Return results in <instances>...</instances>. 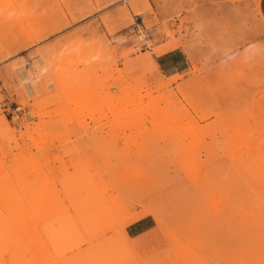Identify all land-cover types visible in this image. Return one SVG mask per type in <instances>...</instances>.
<instances>
[{
	"label": "rangeland",
	"instance_id": "rangeland-1",
	"mask_svg": "<svg viewBox=\"0 0 264 264\" xmlns=\"http://www.w3.org/2000/svg\"><path fill=\"white\" fill-rule=\"evenodd\" d=\"M0 264H264L258 0H0Z\"/></svg>",
	"mask_w": 264,
	"mask_h": 264
},
{
	"label": "crops",
	"instance_id": "crops-1",
	"mask_svg": "<svg viewBox=\"0 0 264 264\" xmlns=\"http://www.w3.org/2000/svg\"><path fill=\"white\" fill-rule=\"evenodd\" d=\"M258 3L260 14L264 18V0H258ZM134 9H136V13L141 12L139 8L134 7ZM164 44L158 45L154 52L150 48L145 49L150 53L152 66L161 73L170 76H177V73L189 70L191 63L184 47L181 45L166 47Z\"/></svg>",
	"mask_w": 264,
	"mask_h": 264
},
{
	"label": "built area",
	"instance_id": "built-area-1",
	"mask_svg": "<svg viewBox=\"0 0 264 264\" xmlns=\"http://www.w3.org/2000/svg\"><path fill=\"white\" fill-rule=\"evenodd\" d=\"M141 43H142L143 45H145V46H148L147 43H146V41H145V39H141Z\"/></svg>",
	"mask_w": 264,
	"mask_h": 264
}]
</instances>
